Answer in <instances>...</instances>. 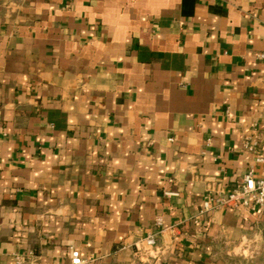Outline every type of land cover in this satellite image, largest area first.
<instances>
[{
	"label": "crops",
	"instance_id": "1",
	"mask_svg": "<svg viewBox=\"0 0 264 264\" xmlns=\"http://www.w3.org/2000/svg\"><path fill=\"white\" fill-rule=\"evenodd\" d=\"M261 55L264 0H0V264L264 246V208L206 209L264 176Z\"/></svg>",
	"mask_w": 264,
	"mask_h": 264
},
{
	"label": "built area",
	"instance_id": "2",
	"mask_svg": "<svg viewBox=\"0 0 264 264\" xmlns=\"http://www.w3.org/2000/svg\"><path fill=\"white\" fill-rule=\"evenodd\" d=\"M264 58V55H261ZM249 149L251 147L246 145ZM262 161V160H259ZM246 208L255 210L256 208H264V176L259 177L251 168L244 175L243 179L229 191H219L211 195L206 209L221 210L225 208ZM162 219L156 220V225L162 227ZM158 233H151L145 239V247L149 250H155L157 247ZM71 264H83L78 251H72ZM15 264H27L26 260L17 256Z\"/></svg>",
	"mask_w": 264,
	"mask_h": 264
},
{
	"label": "rangeland",
	"instance_id": "3",
	"mask_svg": "<svg viewBox=\"0 0 264 264\" xmlns=\"http://www.w3.org/2000/svg\"><path fill=\"white\" fill-rule=\"evenodd\" d=\"M245 249L248 250L246 254L238 253L237 256L231 253V249L227 252L231 254L228 258H231L232 264H264V246H260V249Z\"/></svg>",
	"mask_w": 264,
	"mask_h": 264
}]
</instances>
